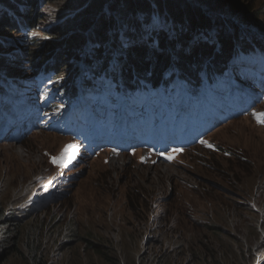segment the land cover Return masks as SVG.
<instances>
[{
    "label": "trees",
    "instance_id": "trees-1",
    "mask_svg": "<svg viewBox=\"0 0 264 264\" xmlns=\"http://www.w3.org/2000/svg\"><path fill=\"white\" fill-rule=\"evenodd\" d=\"M58 1L65 7L55 24H41L43 7ZM261 20L262 13L245 0H0V31L17 25L30 38L25 52L34 56L22 61L20 77L7 73L10 86L0 93V143L42 129L61 135L64 143L69 137L75 145H62L59 169L77 145L121 142L129 130L143 147L157 144L159 153L199 146L264 100ZM43 29L51 31L48 39ZM63 32L65 42L58 43ZM6 45L13 43L0 39V48ZM13 56L2 61L10 64ZM56 56L65 63L55 62ZM35 93L39 100L26 104ZM257 122L264 127L260 118ZM105 148L87 149L98 154ZM57 155L48 154L50 163ZM52 202L51 195L37 198L30 209ZM3 220L19 222L1 212L0 224ZM6 230L0 255L4 249L7 257L19 255L21 234ZM89 248L100 253L97 243ZM33 263L43 264L34 257Z\"/></svg>",
    "mask_w": 264,
    "mask_h": 264
},
{
    "label": "rangeland",
    "instance_id": "rangeland-1",
    "mask_svg": "<svg viewBox=\"0 0 264 264\" xmlns=\"http://www.w3.org/2000/svg\"><path fill=\"white\" fill-rule=\"evenodd\" d=\"M245 1L262 13L264 28V0ZM56 4L43 7L41 24H55L65 7ZM6 27L0 39L13 45L0 48V93L10 86L7 73L20 77L22 61L34 60L25 52L29 36ZM50 32L43 29V40ZM64 33L55 41L65 42ZM8 55L14 62L2 61ZM30 99L25 103L39 95ZM263 102L193 148L154 153L159 146L148 142L126 154L113 145L91 154L78 143L86 155L71 153L58 170L48 158L65 150L57 133L42 129L0 143V213L19 218L3 220L0 239L6 229L21 234L20 254L7 257L4 249L0 263L34 264V257L43 264H264V127L257 122ZM47 195L49 207L30 209Z\"/></svg>",
    "mask_w": 264,
    "mask_h": 264
},
{
    "label": "bare ground",
    "instance_id": "bare-ground-1",
    "mask_svg": "<svg viewBox=\"0 0 264 264\" xmlns=\"http://www.w3.org/2000/svg\"><path fill=\"white\" fill-rule=\"evenodd\" d=\"M66 140L68 141L67 143H64V142H63V144L66 145L65 148H69V147L71 148V147H74L75 142L70 141L69 137L66 138ZM63 141H65V138H63ZM12 149H13V148H12ZM12 149H10V150H12ZM80 149H81V147H80L79 145H77V146L75 147V149H73V153H76V154L81 153L82 156H85V155H86V154H85V151H82V150H85L86 148H84V149H82V150H80ZM50 153H51V152H50ZM138 153H139V152H138ZM141 153H142V152H141ZM23 154H24V153H23ZM113 154L115 155V153H113ZM14 156H15V155H14ZM21 156H23L22 153H21ZM115 156H117V155H115ZM172 156H173V155H172ZM64 157H65V155L61 153V154L55 156L54 158H52V160H51V164L56 168V170L59 169V167H60V165H61L62 160L64 159ZM148 157L151 158L149 155H148ZM54 160L56 161L55 163L53 162Z\"/></svg>",
    "mask_w": 264,
    "mask_h": 264
},
{
    "label": "snow or ice",
    "instance_id": "snow-or-ice-1",
    "mask_svg": "<svg viewBox=\"0 0 264 264\" xmlns=\"http://www.w3.org/2000/svg\"><path fill=\"white\" fill-rule=\"evenodd\" d=\"M258 118H260L261 122L264 123V113L258 114ZM56 162L55 160L53 161Z\"/></svg>",
    "mask_w": 264,
    "mask_h": 264
},
{
    "label": "water",
    "instance_id": "water-1",
    "mask_svg": "<svg viewBox=\"0 0 264 264\" xmlns=\"http://www.w3.org/2000/svg\"><path fill=\"white\" fill-rule=\"evenodd\" d=\"M217 186V185H216Z\"/></svg>",
    "mask_w": 264,
    "mask_h": 264
}]
</instances>
